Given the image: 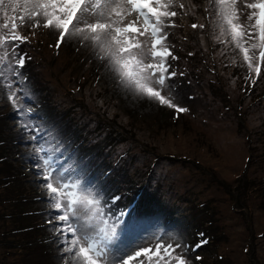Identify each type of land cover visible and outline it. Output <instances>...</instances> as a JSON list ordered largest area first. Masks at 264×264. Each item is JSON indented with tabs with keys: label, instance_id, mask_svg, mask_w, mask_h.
Returning a JSON list of instances; mask_svg holds the SVG:
<instances>
[{
	"label": "rangeland",
	"instance_id": "1",
	"mask_svg": "<svg viewBox=\"0 0 264 264\" xmlns=\"http://www.w3.org/2000/svg\"><path fill=\"white\" fill-rule=\"evenodd\" d=\"M211 1L176 0V6L171 9L178 13L176 27L165 29L168 32L166 43L179 57L178 60L169 57L168 62L178 73H184L168 81V90L175 97L174 103L189 109L185 113L177 114L172 108L125 89L107 61L97 57L91 43L81 44L78 37L66 38L57 50L54 45L58 33L41 27L35 30V37L29 43L17 49L31 56L20 70L27 78L26 83L15 85L26 88L31 99L20 92L17 95L22 99L18 103L31 108L33 113L29 119L36 126L50 130L56 140L64 139L74 127L79 133L84 131L77 135L78 138L87 140L89 136L95 142L104 143L107 142L105 135H93V129L99 125L97 121L115 116L127 125L133 120L136 122L132 139H117L109 144L111 147L105 154L108 163L114 164L112 173L108 166L113 178L109 174L106 181H92L94 192L102 189L107 197L111 190L104 188L103 183L113 188L130 177L128 171L135 175L148 172L153 177L151 186L163 202L183 204L187 210L178 216H166L161 212L160 201L156 200L145 208L142 216L131 209L130 203L136 199V194L125 200V195L123 198V194L115 192L120 199L112 203L108 196V200L105 199L108 203L102 200V206L114 217L124 213L122 219L129 229L122 233L118 229L119 240L113 242V252L116 244L128 254L141 246L155 252V245L161 239L164 245L174 239L195 245L197 233H203L201 223L212 220L209 229L215 242H208L195 252L191 247L186 248L183 254L190 264H264V190L240 187L246 177L264 179V159L259 155L264 148V67L256 86L250 91L243 90L242 80L248 74L247 68L233 44L216 39L220 34L219 21L215 19L217 13L206 15ZM180 3L184 4V9L179 8ZM238 6L246 13V9ZM6 10L10 17L22 14V10L13 12L10 7ZM4 22L3 10H0V25ZM16 22L19 24L18 19ZM245 22L246 14L240 17V23ZM31 23L26 21L18 30L31 37ZM194 23L205 27L193 29ZM0 34L7 35V32L0 28ZM223 39L230 40V37ZM7 47L10 49L11 45ZM90 67L112 75L114 86L108 84L107 87L97 78L88 81L86 74ZM112 90L115 95L109 96ZM43 97L51 104L49 110L37 103ZM62 114L67 115L64 120L59 117ZM54 119L58 123L49 124ZM19 124L7 90L0 87V264H65V256L68 264H81L79 258L73 261L70 255L60 254L62 245L58 246L55 227L45 222L52 219L48 214L51 211L49 201L45 198L47 192L33 171L32 146L25 143L26 133ZM52 143L56 145L55 141ZM251 152L258 162L253 161ZM75 153L72 152V158L78 162L73 159L70 162L78 172L83 169L80 176L83 181L93 169L91 160L85 156L76 158ZM91 158L100 166L102 156ZM5 172L7 174H3ZM31 218L51 258L43 260L42 254L33 260L29 250L20 251L15 247L20 236L17 227L29 225ZM13 230L17 231L14 235ZM27 230L31 229L27 226L21 229L22 237ZM161 255L163 261L155 256L151 260L148 257L139 259H143L144 264H165L168 257L163 249ZM197 256L202 259L197 260ZM131 264H139V260Z\"/></svg>",
	"mask_w": 264,
	"mask_h": 264
},
{
	"label": "snow or ice",
	"instance_id": "2",
	"mask_svg": "<svg viewBox=\"0 0 264 264\" xmlns=\"http://www.w3.org/2000/svg\"><path fill=\"white\" fill-rule=\"evenodd\" d=\"M214 2L218 7L217 26L220 32L216 39L224 44H233L239 50L248 72L243 90L250 91L256 86L264 67V0ZM238 5L246 9V13L241 12ZM174 6L176 0H7V6L5 0H0V10H3L5 17L0 28L7 32V35L0 34V87L7 90L8 100L20 120L19 127L25 130V143L32 146L30 159L33 171L47 192L45 198L51 210L48 214L52 215V219L45 222L55 227L58 246L62 245L60 254L70 255L73 261L79 258L81 264H131L139 260V264H144L143 259L139 258L148 257L151 260L155 256L158 261H163V249L168 257L165 264L173 260L175 264H190L183 254L184 250L191 247L195 252L208 240L204 233H197L195 245L183 244L175 239L164 245L161 239L155 245V252L150 247L141 246L128 254L120 244L114 246L113 252V242L119 240L118 229L121 233L129 229L122 219L124 213L114 217L105 212L100 193L94 192L80 179L83 169L78 172L66 150L53 145L52 141L56 144L60 142L50 130L36 126L29 119L33 110L18 103L22 99L17 95L20 92L31 99L26 88L15 86L26 83L27 78L21 75L20 70L31 60V56L17 49L21 44L29 43L35 37V30L41 27L58 33L54 45L57 50L66 38L78 37L81 44L91 43L97 57L107 61L108 67L125 89L172 108L177 114L185 113L189 109L174 103L175 97L168 90L169 80L184 75L168 62L169 57L179 59L172 46L166 43L168 32L165 29L176 27L178 13L171 10ZM178 6L180 9L185 7L183 3ZM6 7L13 12L22 10V14L10 17ZM245 14L247 23L242 24L240 17ZM26 21L32 22L31 37L18 30ZM191 27L203 29L205 25L194 23ZM224 37H230V40ZM8 45H11L10 49ZM119 199L113 194L111 202ZM177 249L180 252H176ZM196 259L202 258L197 256ZM65 264H68L67 256Z\"/></svg>",
	"mask_w": 264,
	"mask_h": 264
},
{
	"label": "trees",
	"instance_id": "3",
	"mask_svg": "<svg viewBox=\"0 0 264 264\" xmlns=\"http://www.w3.org/2000/svg\"><path fill=\"white\" fill-rule=\"evenodd\" d=\"M202 6L203 5L201 4V7ZM214 13H218V7L215 4L214 0H212L210 4L207 6L206 15L209 17ZM216 18L217 16L215 15V19ZM91 67L89 68V71L86 74L87 76H89L87 77L88 81L92 78H97L98 80L105 83L107 87H109L108 84H110L111 86H114V79L112 75L107 73L105 70L96 69L94 67L91 68ZM243 80H242V85L244 88L245 83L243 82ZM215 87H217V85H215ZM217 88L220 89V87H217ZM112 94H114L113 90L110 92L109 96ZM37 103L43 106L42 109L44 110H49L48 106L51 105L49 101L46 99V97H43V99L39 100ZM59 117L63 118L64 120L65 117H67V115L62 114V115H59ZM54 120L55 121H51V123L49 124L58 123L56 119ZM97 122L99 123V125L96 126L97 127L96 129H93V135L95 137H100L103 134L107 137V142L98 143V142L93 141V139H91V137L89 136L86 137L87 140L78 138L77 135L80 136V134L84 133V131H81L79 133L78 129H74L73 127L72 129H69L68 132L65 134V138L59 141L60 144L55 145L56 147H59L61 145L62 146L61 149L66 150L67 154L71 157H72V152L76 151L75 153L76 158L78 156H85V157L90 158L91 160L90 165L92 166L93 169L90 170V172L88 173V176L87 177L85 176V178L83 179V181L88 183L90 188H92L91 186L92 181H96L99 179H103L106 181L109 179L108 178L109 174L111 178H113L111 173L114 170V164L108 163L107 154H105V152L111 147L109 144L112 141H117V139L130 140L135 135L133 125L136 122L134 120L129 125H127L121 122L120 120H117V118L114 116V118L108 117L105 120L101 119V121H97ZM64 128L66 131L68 128V125H66ZM97 155L99 157L101 156L103 157L101 159L100 166H98L96 162L91 158ZM251 155L253 156V161L258 162L257 156L253 154L252 152H251ZM259 155L262 156V158L264 159V148L262 149V151L259 152ZM177 159L179 160L178 157ZM73 161L76 162L77 160L73 159ZM108 166H111L109 167L111 168V173H109L110 169L108 168ZM13 173H15V171ZM13 173H10L9 175ZM147 173L148 172H142V173L137 172V174L135 175V172H132L131 174L130 171H128L127 175H129L130 177L126 179V181L123 184L116 185L115 187H113L114 190L113 188L106 186V183H103L105 184L103 186L104 188H106L107 190H111V194L107 195V197L110 196L112 198L113 194L119 191L121 194H123V198L125 195L124 199L128 200L131 194H136V199L133 202L131 200V203H130L131 209L133 212H137L138 214L142 216L144 215V212L146 210L145 208L152 205V203L155 202L156 200L160 201L159 204L162 206L161 212L166 216L172 217L173 215L178 216L179 214L186 213L187 210L184 208L183 204L182 205H177L175 203L168 204L161 200V197L157 193V190L151 186V184L153 183V177L151 175H148ZM3 174H7V173L5 172ZM240 180L241 178L239 179V181ZM262 180L264 181V179ZM263 181H260L259 179H256L255 177L254 178L246 177L245 179H242V181L240 182V187L252 189L253 191L254 190L261 191V190H264ZM98 188H101V187H98ZM100 191L101 192L99 193H100L101 199L104 201L105 199L108 200V198L104 194V190L102 191V189H100ZM17 220L21 224L24 223L23 220L21 219H17ZM33 221H34L33 218H31L29 221L31 223L29 225H22L21 228L17 227V231L18 230L20 231V236L18 237V240H17L18 243H17V246L15 247H17L20 251H22L25 248L29 250L30 254L33 255L31 257L33 260L35 258H40L42 254H43V260L46 259L48 256H50L51 258V255L47 253L48 251L46 250V248L43 247L41 244V240H40L41 236L39 235V233L36 232V224ZM212 222H213L212 220H206L204 223H201L203 227L202 232L206 235V238L209 243L215 242V236L212 235L213 233H211L210 232L211 229H209V227L211 228L212 226L211 225ZM26 226L31 230H27L25 237H22L21 229L25 228ZM17 231L13 230L12 235H14ZM45 254L47 256H45Z\"/></svg>",
	"mask_w": 264,
	"mask_h": 264
}]
</instances>
